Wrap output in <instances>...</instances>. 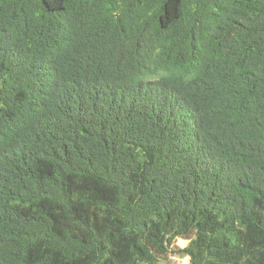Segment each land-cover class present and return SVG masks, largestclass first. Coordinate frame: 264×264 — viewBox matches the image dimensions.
<instances>
[{"label": "trees", "instance_id": "1", "mask_svg": "<svg viewBox=\"0 0 264 264\" xmlns=\"http://www.w3.org/2000/svg\"><path fill=\"white\" fill-rule=\"evenodd\" d=\"M264 264V0H0V264Z\"/></svg>", "mask_w": 264, "mask_h": 264}, {"label": "built area", "instance_id": "2", "mask_svg": "<svg viewBox=\"0 0 264 264\" xmlns=\"http://www.w3.org/2000/svg\"><path fill=\"white\" fill-rule=\"evenodd\" d=\"M172 260L176 262L177 264H190L188 260L186 259H180L177 257H172Z\"/></svg>", "mask_w": 264, "mask_h": 264}]
</instances>
